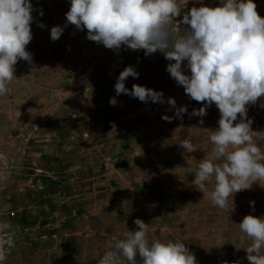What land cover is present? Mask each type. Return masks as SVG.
Returning <instances> with one entry per match:
<instances>
[{
	"label": "rangeland",
	"instance_id": "rangeland-1",
	"mask_svg": "<svg viewBox=\"0 0 264 264\" xmlns=\"http://www.w3.org/2000/svg\"><path fill=\"white\" fill-rule=\"evenodd\" d=\"M179 2L185 8L177 20L193 6L221 4ZM255 3L264 17V0ZM32 4L33 39L26 47L32 62L18 61L16 77L0 96V264H99L113 237L137 230V218L149 224L150 243L183 242L197 264H249L238 224L249 214L264 217V187L236 193L230 213L192 185L213 148L216 105L202 118L191 115L204 105L170 76L160 52H116L74 25L53 41L51 28L65 26L71 0ZM129 65L139 75L126 87L140 84L162 91L165 101L175 98L177 107H187L182 118L164 120L176 111L166 102L117 96V77ZM262 103L264 96L246 106L255 131H264ZM184 138L195 152L179 146ZM258 144L264 148V140Z\"/></svg>",
	"mask_w": 264,
	"mask_h": 264
},
{
	"label": "clouds",
	"instance_id": "clouds-1",
	"mask_svg": "<svg viewBox=\"0 0 264 264\" xmlns=\"http://www.w3.org/2000/svg\"><path fill=\"white\" fill-rule=\"evenodd\" d=\"M179 0H71L65 26L51 28L53 41L60 38L67 25L87 30V38L107 49L160 52L169 61L167 71L192 100L204 106L191 115L203 117L215 104L220 112L219 127L212 130L210 155L200 160L192 185L210 198L214 207L230 212L229 200L254 184L264 187V131L252 129L247 105L264 96V17L255 0H221L216 7L193 6L184 11ZM32 0H0V96L6 95L20 60L32 62L26 50L33 39ZM40 15H43L41 10ZM184 25L183 35L178 28ZM40 27H46L42 22ZM134 66L125 67L117 77L116 95H129L143 103H167L175 108L171 122L182 118L186 106L177 107L175 98H165L140 84L126 87L129 77L137 78ZM115 106V97L110 99ZM264 107V103L261 104ZM240 117L239 123H234ZM203 124V119L200 120ZM186 153L197 149L190 138L179 141ZM254 206V202H252ZM136 231L125 239H114L99 264H197V259L183 242L150 243L149 224L134 220ZM248 246L243 247L249 264H264V217L246 215L238 224ZM139 258V259H138Z\"/></svg>",
	"mask_w": 264,
	"mask_h": 264
}]
</instances>
